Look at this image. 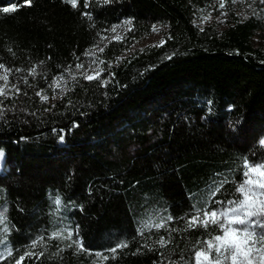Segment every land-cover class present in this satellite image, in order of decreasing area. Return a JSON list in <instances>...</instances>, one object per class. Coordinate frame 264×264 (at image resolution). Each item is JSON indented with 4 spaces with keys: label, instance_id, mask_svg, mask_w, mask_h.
I'll use <instances>...</instances> for the list:
<instances>
[{
    "label": "trees",
    "instance_id": "16d2710c",
    "mask_svg": "<svg viewBox=\"0 0 264 264\" xmlns=\"http://www.w3.org/2000/svg\"><path fill=\"white\" fill-rule=\"evenodd\" d=\"M252 1L220 30L193 24L220 0H0V264L26 251L22 264H192L208 239L187 227L193 206L232 199L243 159L264 161V2ZM125 21L85 79L77 65ZM155 26L160 44L121 56Z\"/></svg>",
    "mask_w": 264,
    "mask_h": 264
},
{
    "label": "snow or ice",
    "instance_id": "6c2138e0",
    "mask_svg": "<svg viewBox=\"0 0 264 264\" xmlns=\"http://www.w3.org/2000/svg\"><path fill=\"white\" fill-rule=\"evenodd\" d=\"M25 2L30 4L31 0H25ZM67 2L77 7V0H67ZM220 7H224V0H220ZM14 10V8H3L4 12ZM125 23H130V21H125ZM112 31H115V28ZM115 38L119 39V37ZM81 67L83 65H77V68ZM0 68H3V65H0ZM32 72L34 73L35 69ZM98 75L99 73L95 76L85 75V79L91 80L97 78ZM0 79L7 82L8 77L5 74L0 76ZM3 94L4 89L0 88V95ZM41 99H47V97L42 96ZM259 144L264 147V137L259 140ZM241 167L242 179L234 182L235 192L232 199L214 200L213 203L218 207L193 206L194 211L187 220V227L189 229L197 226L204 227L207 230L208 239L197 241L198 247L194 249L191 257L192 264H264V161L256 163L244 158ZM227 183H229L227 179L220 181L219 186L210 192V198L215 197ZM55 204L57 206L61 204L58 195ZM5 220L4 213L0 212V224ZM154 226L157 229L164 227L163 224ZM4 231L7 232V228ZM57 235L54 233L49 239L56 238ZM41 242L33 241L30 248H36ZM157 243L164 246L168 241L161 237ZM78 246L82 251L84 250L82 245ZM122 247H127V244H118L110 251L115 253L117 248ZM34 255L37 254L26 251L15 260V264H22L26 257L31 258ZM97 255L100 256L99 253ZM7 256H13L11 248L8 249ZM101 258L107 259L106 256Z\"/></svg>",
    "mask_w": 264,
    "mask_h": 264
},
{
    "label": "rangeland",
    "instance_id": "374dc122",
    "mask_svg": "<svg viewBox=\"0 0 264 264\" xmlns=\"http://www.w3.org/2000/svg\"><path fill=\"white\" fill-rule=\"evenodd\" d=\"M253 7L254 3L252 0H232L229 7H226L224 5L223 8L220 7V2H218V11L214 15H210L207 13L196 15L193 19V24L197 28L202 29L207 24L214 22L218 29L222 30L227 27L229 14H233L234 16L238 17H247L253 13ZM257 13H259L264 19V7H259ZM127 25V23H121L114 26L112 29L115 28V31H112L111 29L108 35L105 36L103 41L100 42V44H98L97 46L93 47L87 53L85 59H83V61L79 64L83 65V67L77 68L81 75L85 77V75L95 76L96 73H99V75L101 74V63L97 57V54L101 52V49H103L111 40H116L115 37H120L125 32ZM165 30L166 28L163 26H155L152 33L134 43L131 46L130 50L125 52L121 56L127 57L137 49L160 44L163 41ZM66 84L67 79L65 77L58 78L54 83V93L50 96L42 95L43 97H47V99L42 100H44L47 105L54 104L65 92ZM0 88H3L5 90L3 79H0ZM2 162L3 155H0V171L3 170Z\"/></svg>",
    "mask_w": 264,
    "mask_h": 264
}]
</instances>
